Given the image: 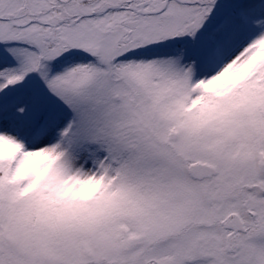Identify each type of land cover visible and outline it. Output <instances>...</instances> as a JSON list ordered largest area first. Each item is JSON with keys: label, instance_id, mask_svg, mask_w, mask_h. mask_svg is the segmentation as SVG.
Instances as JSON below:
<instances>
[{"label": "snow or ice", "instance_id": "snow-or-ice-1", "mask_svg": "<svg viewBox=\"0 0 264 264\" xmlns=\"http://www.w3.org/2000/svg\"><path fill=\"white\" fill-rule=\"evenodd\" d=\"M0 264H264V0H0Z\"/></svg>", "mask_w": 264, "mask_h": 264}]
</instances>
